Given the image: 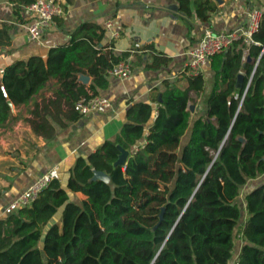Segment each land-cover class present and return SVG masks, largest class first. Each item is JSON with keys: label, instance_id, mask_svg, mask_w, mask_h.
Masks as SVG:
<instances>
[{"label": "trees", "instance_id": "trees-1", "mask_svg": "<svg viewBox=\"0 0 264 264\" xmlns=\"http://www.w3.org/2000/svg\"><path fill=\"white\" fill-rule=\"evenodd\" d=\"M8 1L22 21L23 8L35 0ZM64 1L65 8L73 2ZM179 1L191 14L192 0ZM195 6L201 19L215 9L211 0ZM13 28L0 21V49ZM105 35L100 24L86 21L46 57L8 64L0 77V127L14 106L31 103L27 122L43 139L83 116L77 102L106 89L109 71L130 55H117ZM169 62L156 52L146 67ZM209 64L213 88L185 145L203 72L186 75L185 87L166 80L162 100L156 92L151 101L130 104L114 140L77 157L65 183L56 177L30 205L1 218L0 264H229L236 230L244 243L235 264H264V184L246 196L243 224L238 202L242 187L264 174V12L252 41H235ZM78 73L91 82H79ZM53 81L52 96L38 100ZM118 146L130 151L125 165H115ZM93 170L107 171L112 184L90 181Z\"/></svg>", "mask_w": 264, "mask_h": 264}, {"label": "crops", "instance_id": "crops-1", "mask_svg": "<svg viewBox=\"0 0 264 264\" xmlns=\"http://www.w3.org/2000/svg\"><path fill=\"white\" fill-rule=\"evenodd\" d=\"M60 1L64 13L57 17L55 26L41 40L31 41L26 24L31 21L32 14L24 7L20 21L12 4L0 0V21L14 24L9 40L0 49V77L5 67L16 60L31 55L46 57L53 46L66 43L70 33L86 21L96 22L106 29L103 43H113L117 55L130 52L127 61L132 65V74L126 79L109 75V86L99 90L100 95L109 99V105L84 114L66 128L58 127L51 139L38 137L27 122L33 103L13 107L12 119L0 127V219L8 214L9 205L39 176L58 166V176L65 183L77 157H87L105 141L114 140L127 122L130 104L151 101L156 92L160 95L165 90L166 80L185 87L188 74L183 69L189 52L206 30L220 32L244 28L251 9L260 8L264 12V0H211L215 9L207 19L198 17L195 0L191 3V14L182 9L179 0H73L67 8L65 1ZM109 22L112 23L110 28L107 27ZM156 52L168 57L170 62L159 69H149L146 65ZM202 72L204 91L199 97L193 94L197 102L193 105L195 111L183 145L190 137L194 121L203 114L213 88L215 74L209 63ZM55 83L53 81L37 99L41 100L43 95L52 96ZM263 184L264 174L242 187L238 202L243 223L248 218L246 196Z\"/></svg>", "mask_w": 264, "mask_h": 264}, {"label": "built area", "instance_id": "built-area-1", "mask_svg": "<svg viewBox=\"0 0 264 264\" xmlns=\"http://www.w3.org/2000/svg\"><path fill=\"white\" fill-rule=\"evenodd\" d=\"M32 19L26 24V32L29 40L39 41L46 32L55 26L56 17L64 13V7L60 0H35L25 7ZM263 11L253 8L249 12V21L244 28L229 31L206 30L198 43L190 50L189 58L184 71L189 75H197L202 72L209 63L211 56L217 52L229 48L235 41L244 38L252 41L253 34L259 29ZM109 22L107 27L110 28ZM132 74V65L123 60L114 65L109 75L126 79ZM110 103L103 95H95L90 98H82L77 102V107L82 114L94 113L102 110ZM59 167L55 166L34 180L28 188L20 194L7 208V213L14 212L24 206L30 205L49 184L58 177Z\"/></svg>", "mask_w": 264, "mask_h": 264}, {"label": "water", "instance_id": "water-1", "mask_svg": "<svg viewBox=\"0 0 264 264\" xmlns=\"http://www.w3.org/2000/svg\"><path fill=\"white\" fill-rule=\"evenodd\" d=\"M250 60V58L248 59ZM244 79L245 75L243 73L239 74L238 77V82H237V88H243L244 86ZM78 81L81 82L84 85H88L91 81V77L89 75H86L84 73H78ZM159 100H162V95H159ZM9 104L13 107V103L11 100H9ZM191 111H195V106H191ZM241 140L244 141L242 138ZM118 148L121 150V155L119 159L115 162V165H125L127 163V160L130 156V151L125 150L121 146H118ZM95 180H102L108 184H112V177L111 175L104 170H93V176L90 178V181H95Z\"/></svg>", "mask_w": 264, "mask_h": 264}, {"label": "rangeland", "instance_id": "rangeland-1", "mask_svg": "<svg viewBox=\"0 0 264 264\" xmlns=\"http://www.w3.org/2000/svg\"><path fill=\"white\" fill-rule=\"evenodd\" d=\"M185 139H183L182 141V145L184 143ZM72 199H74L75 201H80V198L78 197V195H75L73 193H71ZM59 217H57L56 219H58ZM240 224H243V219H241ZM243 239L240 236V233L236 230V249H235V255L232 258V260L230 261L229 264H234L237 258V255L239 254V249L241 248V245L243 244Z\"/></svg>", "mask_w": 264, "mask_h": 264}]
</instances>
